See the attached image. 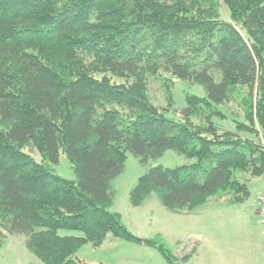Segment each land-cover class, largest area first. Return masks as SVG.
I'll list each match as a JSON object with an SVG mask.
<instances>
[{"label": "trees", "instance_id": "obj_1", "mask_svg": "<svg viewBox=\"0 0 264 264\" xmlns=\"http://www.w3.org/2000/svg\"><path fill=\"white\" fill-rule=\"evenodd\" d=\"M166 75L206 92L186 96L180 120L148 96V79L169 88ZM229 104L236 131L213 121ZM167 150L195 161L150 167L133 205L151 191L176 213L221 193L242 202L235 172L264 173V0H0V244L22 235L30 264H85L82 245L113 237L183 264L108 210L126 152L145 164ZM59 151L74 180L47 164Z\"/></svg>", "mask_w": 264, "mask_h": 264}, {"label": "rangeland", "instance_id": "obj_2", "mask_svg": "<svg viewBox=\"0 0 264 264\" xmlns=\"http://www.w3.org/2000/svg\"><path fill=\"white\" fill-rule=\"evenodd\" d=\"M221 12L225 14V8H222ZM165 77L169 88L161 81L149 78L147 91L152 103L170 119H181L180 111L186 106L187 95L206 97L204 88L198 83L170 75ZM228 106L229 109L224 108L228 114L226 113L225 117L216 115L213 121L220 129L236 131L230 111H237V109L233 104ZM218 108L222 110L221 106ZM237 118L241 119L242 116ZM21 149L34 161H42L40 154L29 144ZM194 161V158H186L173 150H167L161 156L148 159L145 164H142L137 157L127 151L123 171L111 181L113 196L108 210L118 214L123 225L134 236L138 238L158 237L172 254L192 244L196 247L201 246L202 244L195 235L202 234L210 239L207 246L212 250L207 251V256L211 258V264H264V238L261 235V226L256 214L259 191L256 189L263 188L264 173L249 177L245 173L235 172L236 178L245 182L249 191L248 196L242 202H230L227 195L221 193L209 197L210 201L204 205L205 207L201 205L207 200L190 211L176 213L167 209L160 202L157 193L151 191L140 204L131 203L129 199L131 188L150 167H176ZM47 164L55 174L63 178L71 180L76 178L72 164L62 151H59L56 163L47 162ZM58 233L60 235H82L79 231L65 229L59 230ZM24 241L25 237L22 235L8 236L0 244V264L37 263L38 259L26 249ZM82 246L80 255L86 259L87 264L91 259L102 260L103 263L113 261L112 263L118 264L121 262L107 258V244L99 245L100 247L97 246L95 249H92V245L88 243ZM156 252L160 260L166 264L162 255ZM221 257L224 258L220 260ZM138 258L136 257L134 261L128 260L125 264H150L148 260L141 261Z\"/></svg>", "mask_w": 264, "mask_h": 264}, {"label": "crops", "instance_id": "obj_3", "mask_svg": "<svg viewBox=\"0 0 264 264\" xmlns=\"http://www.w3.org/2000/svg\"><path fill=\"white\" fill-rule=\"evenodd\" d=\"M259 190L257 193V198L259 194L264 190L263 188L256 189ZM210 201V199H207V201L202 204L201 206L205 207L204 205H207V203ZM257 213V211H256ZM262 235V233H261ZM142 236L143 235H139ZM198 238L199 243H201V246L196 247L195 244H192L184 249H179L175 255L178 257L186 256V259H184L183 264H211L210 260L211 258L207 256V251H211L212 249L209 248L207 245L209 244L210 239L205 237V235L202 234H196L195 235ZM179 243V242H177ZM107 244V258L111 260H119L121 261L118 264H125L128 260L134 261L136 260V257L138 260H148L150 264H164L160 258L159 254H156V250L151 247H147L141 243H133V242H127L122 239H117L113 237H107L105 241L100 244L106 245ZM99 246V247H100ZM83 247V246H82ZM82 247H80L77 252L76 256L83 261V263L86 262V259H84L83 256L80 255V251L82 250ZM92 249H95V247L92 246ZM218 257V256H216ZM224 257H221L220 260H222ZM102 260H94L91 259L88 261V264H117L112 263L113 261H107V263H103ZM87 264V263H85ZM166 264H168L166 262Z\"/></svg>", "mask_w": 264, "mask_h": 264}, {"label": "built area", "instance_id": "obj_4", "mask_svg": "<svg viewBox=\"0 0 264 264\" xmlns=\"http://www.w3.org/2000/svg\"><path fill=\"white\" fill-rule=\"evenodd\" d=\"M258 209H257V216L259 223L261 225V231L264 238V191L259 195L258 198Z\"/></svg>", "mask_w": 264, "mask_h": 264}]
</instances>
